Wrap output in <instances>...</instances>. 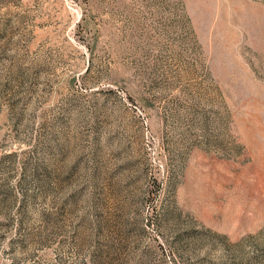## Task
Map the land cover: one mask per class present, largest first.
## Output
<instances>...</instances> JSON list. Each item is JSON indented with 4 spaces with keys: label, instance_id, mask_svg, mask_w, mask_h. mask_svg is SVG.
Here are the masks:
<instances>
[{
    "label": "rangeland",
    "instance_id": "rangeland-1",
    "mask_svg": "<svg viewBox=\"0 0 264 264\" xmlns=\"http://www.w3.org/2000/svg\"><path fill=\"white\" fill-rule=\"evenodd\" d=\"M0 264H264V0H0Z\"/></svg>",
    "mask_w": 264,
    "mask_h": 264
}]
</instances>
